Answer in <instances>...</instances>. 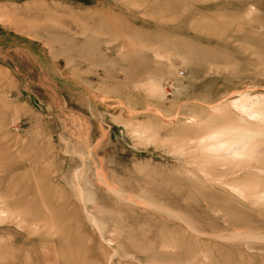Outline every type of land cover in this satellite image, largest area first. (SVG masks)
Listing matches in <instances>:
<instances>
[{"label":"rangeland","instance_id":"obj_1","mask_svg":"<svg viewBox=\"0 0 264 264\" xmlns=\"http://www.w3.org/2000/svg\"><path fill=\"white\" fill-rule=\"evenodd\" d=\"M263 114L264 0H0V264H264Z\"/></svg>","mask_w":264,"mask_h":264},{"label":"bare ground","instance_id":"obj_2","mask_svg":"<svg viewBox=\"0 0 264 264\" xmlns=\"http://www.w3.org/2000/svg\"><path fill=\"white\" fill-rule=\"evenodd\" d=\"M240 97H241V96H240ZM241 98H242V97H241ZM241 98H239V99H240V102H241V100H242ZM234 101L236 102V100H234ZM235 102H232V103H235ZM240 102L238 101V103H237V104L235 103V105H236V107H237L238 110H239L240 108L243 110V108H244V106H245V104H244V99L242 100L243 103H240ZM248 103H249V101H248ZM246 104H247V103H246ZM235 105H233V106H235ZM247 106H248V105H246V108H247ZM249 106H250V105H249ZM239 107H240V108H239ZM241 109H240V112L242 111ZM246 111H248V110L246 109ZM252 113H253V112H252ZM252 113H251V114H252ZM245 114H246V113H245ZM251 114H249V115H251ZM263 115H264V114H263ZM263 115H262V117H263ZM251 116H255V113H254V115L252 114ZM257 116H258V115H257ZM258 118H259V117H258ZM214 136H215V135H214ZM208 139H209V138H208ZM210 139H211V138H210ZM212 140H213V139H212ZM210 142H212V141H210ZM223 143H225V142H223ZM223 143H222V142H221L220 144H219V142H218V144L216 143L217 146H215L216 144L214 145L215 147L213 146V148H214L213 152L216 151V150H218V151L220 150L221 152H222V151H227V150H228V151H231V154H235V152L241 150V149L238 150L237 148H235V146H234L233 144H232V145H233L234 147H233L231 144H229V143H228L227 145H223ZM246 143H247V142H246ZM236 145H237V144H236ZM245 145H246V144H245ZM237 146H238V145H237ZM237 146H236V147H237ZM242 146H243V145H242ZM243 147H244V146H243ZM241 148H242V147H241ZM211 151H212V150H211ZM232 152H233V153H232ZM225 153H226V152H225ZM229 154H230V152H229Z\"/></svg>","mask_w":264,"mask_h":264}]
</instances>
